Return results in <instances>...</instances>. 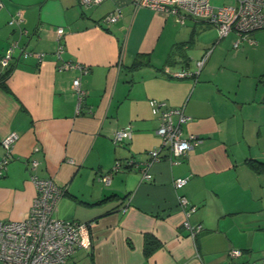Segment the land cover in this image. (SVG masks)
I'll return each instance as SVG.
<instances>
[{"label": "crops", "instance_id": "crops-1", "mask_svg": "<svg viewBox=\"0 0 264 264\" xmlns=\"http://www.w3.org/2000/svg\"><path fill=\"white\" fill-rule=\"evenodd\" d=\"M1 1L0 57L14 39L44 56L23 58L16 50L8 74L0 63V157L2 138L17 133L13 157L0 175V219L26 215L37 175L65 189L56 217L90 227L91 247L56 264H261L264 28L248 34L252 42L234 47L231 31L213 45L217 30L205 31L212 25L203 19L180 24L174 14L135 0H99L88 7L79 0ZM17 10L23 32L8 23ZM110 12L119 13L116 20L99 23ZM59 26L61 59L87 65L86 73L58 69ZM209 49L197 77L175 75L182 67L195 69ZM74 77L87 91L80 107ZM150 98L182 106L188 116L183 135L201 137L177 162L163 157L144 165L161 142ZM126 126L129 138L114 142L115 132ZM30 158L38 165L31 167ZM116 161L122 167L104 183L100 175ZM143 167L150 180L142 177ZM178 176L188 179L175 188ZM178 195L196 207L188 215L191 225H202L194 236L183 222ZM147 234L156 240L149 254ZM232 247L242 254L229 256Z\"/></svg>", "mask_w": 264, "mask_h": 264}, {"label": "built area", "instance_id": "built-area-1", "mask_svg": "<svg viewBox=\"0 0 264 264\" xmlns=\"http://www.w3.org/2000/svg\"><path fill=\"white\" fill-rule=\"evenodd\" d=\"M98 1L79 0L83 7H88ZM134 4L172 13L180 24H184L186 19L190 17L203 19L208 25L216 28L219 39L234 31L236 33V39L233 41L234 47H237L244 39L252 42L248 38V34L256 29L264 28V0H235L233 3L222 5H214L210 0H135ZM2 5L3 2L0 0V7ZM118 14L110 12L104 15L99 23L113 22L119 16ZM23 20L22 11L17 10L8 23L17 25L23 32L25 29L20 27ZM56 33L58 43L54 53L60 59L57 65L58 69L75 67L81 73H86L88 71L87 65L61 59L64 50L61 36L64 33V28L57 27ZM16 50H19V56L23 58L34 55L37 60H41L44 56L43 52L20 46L18 41L14 39L9 42L0 57L2 66L9 65ZM210 51V49L207 50L202 57L195 61V69L182 67L175 75L197 77ZM166 68L169 70L168 66ZM72 86L78 95L77 105L80 107L87 91L81 87L79 77L73 78ZM149 105L152 114L159 119L156 133L161 137V142L159 146L148 151L149 160L144 165L163 157L172 163L177 162L179 157L184 156L190 148L201 141V137L192 133L183 135L181 125L186 122L188 116L184 113L182 106L169 107L156 98H150ZM129 136L130 126H126L115 132L114 142H123ZM16 138L17 133L10 132L1 140L4 154L0 157V175L4 173V169L13 157V146ZM126 164L131 165L132 161L127 160ZM29 165L31 167L37 166L38 160L30 158ZM121 167L120 161H116L111 171L100 175V179L104 183H109L112 171ZM141 171L144 179L150 180L152 178L151 173L145 167ZM187 179L186 176L175 177L172 180L173 186L180 188ZM32 182L36 189V196L26 215L20 220L0 219V264L64 263L77 249L91 247L89 223L76 219H63L54 215L57 202L64 194V187L57 184L52 178H42L37 175H32ZM177 201L184 213L183 222L189 229V235L194 236L202 228L201 224L191 225L188 222V215L196 207L190 204L185 195H178ZM227 254L231 257H237L242 254V249L232 247L228 249ZM261 264H264V258L261 259Z\"/></svg>", "mask_w": 264, "mask_h": 264}, {"label": "trees", "instance_id": "trees-1", "mask_svg": "<svg viewBox=\"0 0 264 264\" xmlns=\"http://www.w3.org/2000/svg\"><path fill=\"white\" fill-rule=\"evenodd\" d=\"M218 40H219V38H217L214 42H213V45H215V43H217L218 42ZM212 45V46H213ZM9 64H11V63H9ZM10 65H7V74L11 71V67H9ZM2 84V86H4L5 87V85H4V83L2 82L1 83ZM151 242H156V240H154L153 238H152V236H150L149 234H147L146 235V237H145V253L146 254H149V252L151 251V249H152V246H151ZM158 245V243L157 244H155V246H157ZM154 247V246H153Z\"/></svg>", "mask_w": 264, "mask_h": 264}, {"label": "rangeland", "instance_id": "rangeland-1", "mask_svg": "<svg viewBox=\"0 0 264 264\" xmlns=\"http://www.w3.org/2000/svg\"><path fill=\"white\" fill-rule=\"evenodd\" d=\"M211 1V3L212 4H214V5H222V4H224V3H233L235 0H210ZM215 30V28H213V26H212V28L211 29H206L205 31H207V32H210V31H214ZM199 32V31H198ZM206 32V33H207Z\"/></svg>", "mask_w": 264, "mask_h": 264}]
</instances>
